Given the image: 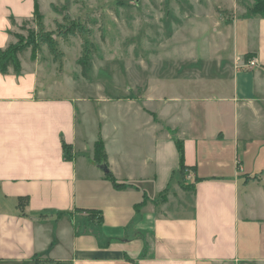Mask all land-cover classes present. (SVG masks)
Listing matches in <instances>:
<instances>
[{"label":"crops","instance_id":"0c3cea01","mask_svg":"<svg viewBox=\"0 0 264 264\" xmlns=\"http://www.w3.org/2000/svg\"><path fill=\"white\" fill-rule=\"evenodd\" d=\"M32 17L0 0V48ZM246 20L166 94L82 95L45 46L0 73V264H264V18Z\"/></svg>","mask_w":264,"mask_h":264},{"label":"rangeland","instance_id":"374dc122","mask_svg":"<svg viewBox=\"0 0 264 264\" xmlns=\"http://www.w3.org/2000/svg\"><path fill=\"white\" fill-rule=\"evenodd\" d=\"M36 1L38 15L13 24L21 26L12 43L25 41L31 32L51 31L56 62L64 54L85 61L84 74L80 68L79 76L81 94L97 95L95 86H101L102 93L114 96L116 87L166 94L176 84L208 73L211 68L205 57L211 43L220 38L218 32L225 25H238L240 33L252 7L264 0ZM73 26L75 33H66ZM19 55L25 61L30 50ZM48 215L52 226L56 214Z\"/></svg>","mask_w":264,"mask_h":264},{"label":"trees","instance_id":"16d2710c","mask_svg":"<svg viewBox=\"0 0 264 264\" xmlns=\"http://www.w3.org/2000/svg\"><path fill=\"white\" fill-rule=\"evenodd\" d=\"M38 15V4L37 1L34 0V16ZM255 17L259 16L264 18V1H261V3L255 4L252 9L250 10L247 17ZM77 25H75L76 27ZM74 26L70 27L69 30L66 33L74 34ZM78 29H81L78 27ZM14 34V33H13ZM15 37H18V35L14 34ZM30 36L25 41H22L18 39V41H15L14 43L8 44L5 48H0V73L6 74L10 71H13L14 73H18L21 68L20 63V52L30 50V59L34 60L40 51V48L42 45H45L48 48L49 53L56 58L58 55L57 53V47L55 39L52 37L51 31H41L38 33V35H35L31 32L29 34ZM85 61L82 59H78V63L81 65L82 74H84L85 69ZM94 159L100 163L101 161L105 160V151L103 142L101 139H98L94 143ZM185 169L182 168V173ZM185 172V171H184ZM185 174V173H184ZM24 199V198H23ZM26 200V199H25Z\"/></svg>","mask_w":264,"mask_h":264},{"label":"built area","instance_id":"2783aa9c","mask_svg":"<svg viewBox=\"0 0 264 264\" xmlns=\"http://www.w3.org/2000/svg\"><path fill=\"white\" fill-rule=\"evenodd\" d=\"M246 64L249 66V67H253V66H255L256 64H257V62H256V59H249L247 62H246ZM186 177H190L189 175H187L186 174Z\"/></svg>","mask_w":264,"mask_h":264},{"label":"water","instance_id":"95a60500","mask_svg":"<svg viewBox=\"0 0 264 264\" xmlns=\"http://www.w3.org/2000/svg\"><path fill=\"white\" fill-rule=\"evenodd\" d=\"M99 167H100V169H101L103 172H105V173L108 172V168H107V165H106L105 163L100 164Z\"/></svg>","mask_w":264,"mask_h":264}]
</instances>
